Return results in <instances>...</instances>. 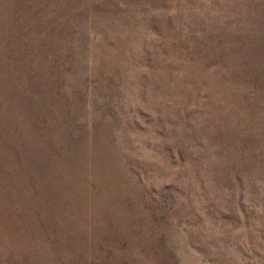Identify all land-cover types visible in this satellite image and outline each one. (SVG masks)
Here are the masks:
<instances>
[{"label":"rangeland","instance_id":"rangeland-1","mask_svg":"<svg viewBox=\"0 0 264 264\" xmlns=\"http://www.w3.org/2000/svg\"><path fill=\"white\" fill-rule=\"evenodd\" d=\"M0 264H264V0H0Z\"/></svg>","mask_w":264,"mask_h":264}]
</instances>
